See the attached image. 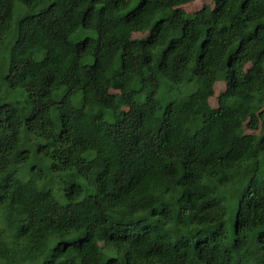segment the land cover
<instances>
[{
  "label": "trees",
  "instance_id": "obj_1",
  "mask_svg": "<svg viewBox=\"0 0 264 264\" xmlns=\"http://www.w3.org/2000/svg\"><path fill=\"white\" fill-rule=\"evenodd\" d=\"M193 1L0 0V264H264V0Z\"/></svg>",
  "mask_w": 264,
  "mask_h": 264
},
{
  "label": "rangeland",
  "instance_id": "obj_2",
  "mask_svg": "<svg viewBox=\"0 0 264 264\" xmlns=\"http://www.w3.org/2000/svg\"><path fill=\"white\" fill-rule=\"evenodd\" d=\"M205 6L213 7L214 3L212 0H195L193 2H190L188 4L180 6L179 10L184 12V13L193 14V13L203 9ZM90 36H93V35L90 34ZM143 36H144V34H142V33H135V34H133L132 38L133 39H136V38L139 39ZM72 40L74 42H76L78 40V38L76 36H74L72 38ZM12 45H13V43H12ZM9 50H10V45L7 46V50L3 49L0 51V81H2V78L4 77L3 73H6L7 68H8V64H7L8 55L7 54L9 52ZM193 87H194V85H192V84H189V85L185 84L184 86L177 87L176 89H174V91L169 96H168V94L164 95L161 92V94L159 95V99L161 101L165 102L166 99L168 100V97L173 98V97L179 95V92H190L193 89ZM3 88H4V86H3ZM214 89H215V95L209 99V104L211 107L216 108L218 106V96L220 95V93H222L226 90V84L224 82H217L214 86ZM16 94L19 95V93H16ZM11 96H13V95H9L8 97L10 98ZM13 97H17V96H13Z\"/></svg>",
  "mask_w": 264,
  "mask_h": 264
}]
</instances>
